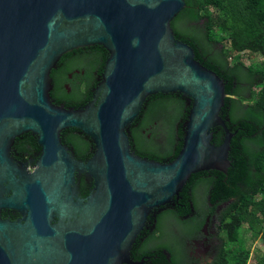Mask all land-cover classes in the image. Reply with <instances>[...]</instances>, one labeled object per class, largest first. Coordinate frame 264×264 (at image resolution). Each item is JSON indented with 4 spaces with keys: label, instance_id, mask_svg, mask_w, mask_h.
Listing matches in <instances>:
<instances>
[{
    "label": "water",
    "instance_id": "95a60500",
    "mask_svg": "<svg viewBox=\"0 0 264 264\" xmlns=\"http://www.w3.org/2000/svg\"><path fill=\"white\" fill-rule=\"evenodd\" d=\"M185 0H0V264H132L130 250L155 209L179 197L189 178L227 173L231 132L220 116L224 82L175 37ZM108 54L80 108L51 99V72L74 50ZM178 93L189 107L176 157L131 151L129 133L147 98ZM94 146L86 162L62 143L67 129ZM223 139L212 143L213 130ZM30 133L40 149L29 170L11 156ZM76 174L94 182L79 197Z\"/></svg>",
    "mask_w": 264,
    "mask_h": 264
},
{
    "label": "trees",
    "instance_id": "16d2710c",
    "mask_svg": "<svg viewBox=\"0 0 264 264\" xmlns=\"http://www.w3.org/2000/svg\"><path fill=\"white\" fill-rule=\"evenodd\" d=\"M185 4L186 8L171 22V28L177 39L193 48L195 59L224 82L225 99L220 116L228 129L236 132L230 142L227 173L205 171L189 180L199 178L193 184H200L205 196H211L210 201L226 203L222 219L226 249L222 264H247L250 249L246 233L251 242L257 239L264 242V63L251 69L237 57L229 62L228 53L216 45L217 34L223 33L233 55L246 52L264 59V0H185ZM76 52L74 57L70 53L63 55L57 65L63 66L50 74L51 99L66 108H80L88 103L92 95L90 86L96 79L93 73L100 64L87 52ZM99 53L103 59L108 56L102 47ZM188 109L178 93L147 98L140 116L131 125L139 156L159 162L173 160L181 148V124ZM72 131L76 130L71 128L60 134L62 143L82 145L83 140L69 138ZM161 133L165 137L163 143L155 139ZM223 135L221 128H215L212 143L219 145ZM27 142L37 145L32 136ZM13 145V148L21 145L19 138ZM203 175L210 177L201 178ZM187 186L182 191L186 192ZM185 192L179 196L186 197ZM253 264H264V251Z\"/></svg>",
    "mask_w": 264,
    "mask_h": 264
},
{
    "label": "flooded vegetation",
    "instance_id": "af4514ba",
    "mask_svg": "<svg viewBox=\"0 0 264 264\" xmlns=\"http://www.w3.org/2000/svg\"><path fill=\"white\" fill-rule=\"evenodd\" d=\"M83 50L100 62L93 73L95 84L90 86V93L97 84L102 73L106 59L99 53L100 46L85 47L70 52L75 56L76 51ZM68 58V57H67ZM107 58V57H106ZM63 66V63H61ZM61 66H58L59 70ZM83 74V71H82ZM66 88L67 85H66ZM92 100L88 101V103ZM131 151L139 155L134 137L131 135ZM76 130V129H75ZM160 135V134H159ZM30 133L19 138L21 145L11 148V156L20 165H25L29 170L35 167L40 149L38 145H29L27 142ZM69 138L83 140L82 145H65L76 160L86 163L94 153L91 141L78 130L69 132ZM159 140V136L155 138ZM166 161L167 159H163ZM201 178L210 175L200 176ZM199 178H195L196 181ZM188 180L185 185L188 189L181 191L187 193L186 197L179 196L171 204L159 210L155 209L145 222V226L138 234L130 250L132 264H222V254L226 249L225 232L222 229L223 211L226 203L210 201L211 196H205L200 184H193ZM79 197L85 198L93 192L92 178L84 174H76ZM192 185V186H191ZM4 220L16 221L20 214L14 210H2L0 214Z\"/></svg>",
    "mask_w": 264,
    "mask_h": 264
},
{
    "label": "rangeland",
    "instance_id": "374dc122",
    "mask_svg": "<svg viewBox=\"0 0 264 264\" xmlns=\"http://www.w3.org/2000/svg\"><path fill=\"white\" fill-rule=\"evenodd\" d=\"M213 15H216V11H213ZM218 37V42L219 44L216 45L217 48H219L220 46L228 53L229 57H228V61L232 62L236 59V57L247 67L254 69L257 65H261L264 63V59L258 55H249L246 52L240 53L237 56L233 55L232 53H230L229 51V41L226 38V36L223 33H218L217 34ZM255 91H258V88H255ZM165 140L164 134L161 133L159 135V143H163ZM246 238V245L249 247L250 249V258L247 264H253L255 258L261 254V252L264 251V242L261 239H257L253 242H251V240L249 239V234L246 233L245 235Z\"/></svg>",
    "mask_w": 264,
    "mask_h": 264
}]
</instances>
